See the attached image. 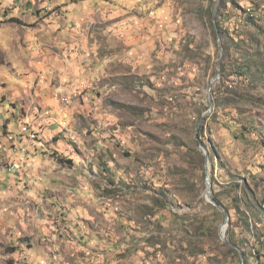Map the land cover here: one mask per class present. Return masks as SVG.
<instances>
[{
  "label": "rangeland",
  "instance_id": "1",
  "mask_svg": "<svg viewBox=\"0 0 264 264\" xmlns=\"http://www.w3.org/2000/svg\"><path fill=\"white\" fill-rule=\"evenodd\" d=\"M216 1L0 0V264H242L219 237L224 214L206 201L199 143L211 195L229 213L226 239L235 231L243 259L264 264L255 239L264 231V0H224L217 12L219 0L214 17ZM50 16L80 18L62 35H87L91 59L69 74L77 88L63 102L73 114L62 143L40 156L54 165L43 182L29 166L40 133L5 119L18 94L1 91L29 76L13 62L37 58L32 21ZM243 23L249 40L237 42ZM232 197L257 207L251 215L241 203L249 231Z\"/></svg>",
  "mask_w": 264,
  "mask_h": 264
},
{
  "label": "crops",
  "instance_id": "2",
  "mask_svg": "<svg viewBox=\"0 0 264 264\" xmlns=\"http://www.w3.org/2000/svg\"><path fill=\"white\" fill-rule=\"evenodd\" d=\"M55 4V6H60L59 3ZM246 5L250 4L247 3ZM262 13L264 14V11ZM72 19L62 20L53 17L50 20L43 19L41 21L36 18L33 19L32 22L39 23L40 28L37 30L36 35H31L28 39L30 41V49L36 52L37 58L34 56L24 57L22 54L23 58L21 59L15 57L16 60L13 62L14 69L21 74L29 73V76L19 78L12 76V79L9 80L14 81L13 85L7 82V86L1 91L6 96V94L10 93L9 89L13 88L18 94L17 97H8L4 105V114H7V118L4 117L5 115L3 118L15 119L18 117L20 127H22L20 121L23 120V122L30 124L31 128L29 131L35 130V132L40 133L38 135L39 143L30 139L32 146L29 148L33 157L29 162V166L30 170L32 169L31 172L33 171L34 173H32L34 177L40 170V175L38 176L43 182L48 180L50 173L53 171H50V168H54V165L50 164L44 167L40 156L42 152L56 148L62 143V126H66L68 122L66 120H70L73 114L72 108L66 107L63 102L65 100L69 103L68 96H70L71 90L77 88L73 84L76 78H72V75L69 76V74H75V72H80L82 68H88L89 59H91V55L88 53L83 41L87 35H62L68 26L67 23H81L80 18L73 16ZM81 20L85 21V17H81ZM238 22H241V20ZM237 25V30H241L235 31L237 38L233 37L236 41L249 40L247 35H240L245 24ZM76 32H78V28ZM44 41L45 44H43ZM37 42L43 47L45 45L49 46L37 49ZM34 70L38 71L39 75L32 74L31 71ZM64 79L68 81L66 88L69 94L67 95H65L66 92L62 91ZM57 80L59 81L55 83L54 81ZM31 134L35 135V133ZM37 167H39V170Z\"/></svg>",
  "mask_w": 264,
  "mask_h": 264
},
{
  "label": "trees",
  "instance_id": "3",
  "mask_svg": "<svg viewBox=\"0 0 264 264\" xmlns=\"http://www.w3.org/2000/svg\"><path fill=\"white\" fill-rule=\"evenodd\" d=\"M225 1L224 0H221V2L219 3L218 5V8H217V12H220L222 10V7L225 6ZM16 22H19V21H16ZM21 24V23H19ZM216 28V32L218 33L219 37L221 40H223V37H224V33L222 32V30L220 29V27H218V25L215 27ZM223 42V47H224V51L225 53L227 52V46H226V42L222 41ZM61 161V160H60ZM214 200L219 203L220 205L223 206L222 202L220 201L219 197L218 196H213ZM231 202L234 203V205L232 206V209L235 210L236 212V215L238 217V219L240 220L241 222V228H242V231H249L251 229V225H250V221H249V218L246 214V211H244L240 206H241V203L243 204V206H245L249 212L251 213V215H253L254 212L257 211V207L251 203L248 199L247 200H239L237 197H232L231 198ZM224 207V206H223ZM226 209V207H225ZM227 211V210H226ZM228 212V211H227ZM234 228V227H233ZM263 233L259 236H255V239H256V242L259 244V247L261 248L262 251H260V249H257V257H263L264 255V231H262ZM227 237H228V240L230 242V244L233 246V247H236L238 250L241 249L242 250V247L243 245L240 244L239 242H237L238 240L236 239L237 237V233L235 231H228L227 232ZM237 240V241H236ZM223 246L227 249V251L233 255V257H236L238 258L240 256L239 254V251L233 247H229L228 245L226 244H223ZM242 255L244 257L247 256V253L243 251H241ZM245 261V264H248L247 263V259H243V262ZM242 262V261H241Z\"/></svg>",
  "mask_w": 264,
  "mask_h": 264
},
{
  "label": "water",
  "instance_id": "4",
  "mask_svg": "<svg viewBox=\"0 0 264 264\" xmlns=\"http://www.w3.org/2000/svg\"><path fill=\"white\" fill-rule=\"evenodd\" d=\"M218 2H219V0H217L216 3H215L214 13H213L214 17H215V14H216V8H217V5H218ZM219 46H220V57L218 59V67H220V63H221V60H222V57H223V53H224V48H223L222 44H219ZM219 79H220V68L218 69V74L210 82L209 92H211V88H212L213 84L216 83ZM209 102H210V105H211V107H210V111H211L212 102H211L210 97H209ZM199 146H200V149H201V151H202V153H203V155L205 156V159H206V176H205V183H206L205 194H206V197H207L206 201L208 203H210L211 205H213L214 207H216L220 212H222L224 214L225 219H224L223 224L220 226L219 237H220V239H221V241L223 243H225L229 247H233L230 244L229 240L226 239L225 234H222V232H221V227L222 226H225L226 228L228 226L229 213L225 210V208L223 206H221L219 203H217L214 200V198L212 197V195H211L213 186H212V180H211L210 173H209L208 155L205 152V150L203 148V145L201 143H199ZM233 248L237 249L236 247H233ZM238 251H239V254H240V257H241V261H242V264H243V255H242L240 250H238Z\"/></svg>",
  "mask_w": 264,
  "mask_h": 264
},
{
  "label": "built area",
  "instance_id": "5",
  "mask_svg": "<svg viewBox=\"0 0 264 264\" xmlns=\"http://www.w3.org/2000/svg\"><path fill=\"white\" fill-rule=\"evenodd\" d=\"M231 87V85H229ZM28 138L30 139L31 138V135H28ZM24 154H25V151H24ZM24 154L22 155V159L21 160H18L17 163L14 164V168L16 169H22L24 168Z\"/></svg>",
  "mask_w": 264,
  "mask_h": 264
},
{
  "label": "bare ground",
  "instance_id": "6",
  "mask_svg": "<svg viewBox=\"0 0 264 264\" xmlns=\"http://www.w3.org/2000/svg\"><path fill=\"white\" fill-rule=\"evenodd\" d=\"M207 198V197H206ZM222 206V205H221ZM222 234H225V232H226V227L225 226H223V229H222Z\"/></svg>",
  "mask_w": 264,
  "mask_h": 264
}]
</instances>
